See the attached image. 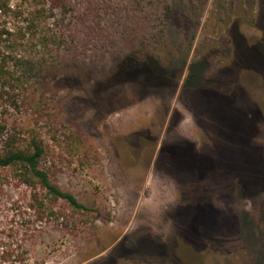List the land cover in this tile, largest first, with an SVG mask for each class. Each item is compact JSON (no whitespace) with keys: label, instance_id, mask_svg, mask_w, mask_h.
<instances>
[{"label":"rangeland","instance_id":"1","mask_svg":"<svg viewBox=\"0 0 264 264\" xmlns=\"http://www.w3.org/2000/svg\"><path fill=\"white\" fill-rule=\"evenodd\" d=\"M67 3L31 39L9 22L31 63L6 88L18 104L0 99V150L37 141L39 168L90 210L0 166V264H264V0ZM132 51L173 58L169 85L98 99Z\"/></svg>","mask_w":264,"mask_h":264},{"label":"trees","instance_id":"2","mask_svg":"<svg viewBox=\"0 0 264 264\" xmlns=\"http://www.w3.org/2000/svg\"><path fill=\"white\" fill-rule=\"evenodd\" d=\"M18 1L19 0L16 2ZM31 1L35 3V7L30 5L34 10L30 13V17H23L24 10L22 4L16 3L15 0H0V87L4 90L2 92L0 89V99L3 100L5 95L8 94V97L6 98L12 104H18V98L21 94V91L13 94H9L10 91H6V88L9 87L15 89L16 86L17 90L19 88L17 82L20 81L18 78L14 77L13 72L16 71L17 65L31 63V61L22 57L12 49L14 46H17V39H19V33H22V29H18L15 32V28L11 27L9 22L14 18L18 19L19 17H23V20L27 21V29L30 30L28 38L31 39L36 36V33L33 31L46 22L48 17L46 15L47 10L55 11V9L66 7L68 4L67 0ZM39 6L41 8H38ZM36 20H38L37 23ZM51 38L56 37L50 33H45L40 39ZM229 43H231L233 49L244 48V50L248 51V48L250 47L246 39L241 36L235 28L232 32V39H230ZM8 44L10 45L9 47H7ZM5 47L8 48V50L5 49ZM212 50L213 47L207 49L208 52ZM244 54L246 56L247 52H244ZM172 59L173 58L168 56L164 60H159L158 58L153 57V55L143 51H132L121 56L115 68L106 77V80L97 87V98L109 100L119 99V97L124 98L125 95L122 94V88L129 83L138 87L142 96H147L150 93V90L155 86L169 85L170 80L174 77V74L171 72ZM196 63L198 64L199 61L195 62L193 66L196 65ZM8 74L9 77L7 76ZM193 74L194 73L191 71L186 77V86L191 84ZM207 87L210 86H204L206 90ZM42 153L43 149L37 141L32 142L31 150L9 147L3 152L0 150V166L7 167L13 164H20L28 169L31 174L39 180L42 187L49 193L58 198L67 200L77 208L90 210L89 207L79 202L75 195L63 191L57 185L52 183L48 174L39 168L38 163L42 157ZM184 154L185 153H181L180 157H184Z\"/></svg>","mask_w":264,"mask_h":264}]
</instances>
